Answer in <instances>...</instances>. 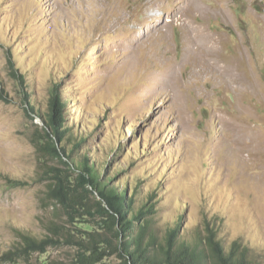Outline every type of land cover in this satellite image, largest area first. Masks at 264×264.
<instances>
[{
	"label": "rangeland",
	"instance_id": "1",
	"mask_svg": "<svg viewBox=\"0 0 264 264\" xmlns=\"http://www.w3.org/2000/svg\"><path fill=\"white\" fill-rule=\"evenodd\" d=\"M195 25L214 55L197 51ZM56 85L73 160L102 162L137 206L152 196L162 230L215 221L264 261V0H0V264H77L67 243L21 253L18 231L98 228L47 197L53 171H77L36 146L51 141Z\"/></svg>",
	"mask_w": 264,
	"mask_h": 264
},
{
	"label": "trees",
	"instance_id": "2",
	"mask_svg": "<svg viewBox=\"0 0 264 264\" xmlns=\"http://www.w3.org/2000/svg\"><path fill=\"white\" fill-rule=\"evenodd\" d=\"M0 99H6L2 87ZM49 103L45 134L51 141H38L36 146L40 152L46 147L51 149L77 171L73 178L60 168L53 171L47 197L61 204L71 221L84 214L99 217L98 228L78 227L80 232L75 234L65 225L51 221L48 227L52 235L41 238L19 230L22 241L17 249L21 253L44 252L49 246L67 243L77 248V264H98L111 256L117 261L102 264H264L262 257L241 239L227 242L220 237L215 221L206 219L203 228L198 226L185 234L179 216L162 230L151 217L156 212L152 196L137 206L134 194L129 195L127 188L112 183V173L105 171L102 162L91 161L88 154L73 160L65 147L58 145L67 133L66 101L58 85L53 88ZM26 109L29 114L36 111L30 104ZM91 194L96 198L93 208L89 203Z\"/></svg>",
	"mask_w": 264,
	"mask_h": 264
},
{
	"label": "bare ground",
	"instance_id": "3",
	"mask_svg": "<svg viewBox=\"0 0 264 264\" xmlns=\"http://www.w3.org/2000/svg\"><path fill=\"white\" fill-rule=\"evenodd\" d=\"M180 11H182V9ZM192 30H193L192 38H193V40L197 41L196 42L197 51L201 50V51L207 52L210 55H214L217 52L216 51V48H217L216 44L218 43V40L216 39V37L213 34H211L209 31H207V29H205L203 26H200V25H198L197 27H196V25H195V27L193 26ZM202 56L204 57V59L206 61H209L205 55H202ZM208 63H209V65H212V63L210 61Z\"/></svg>",
	"mask_w": 264,
	"mask_h": 264
}]
</instances>
